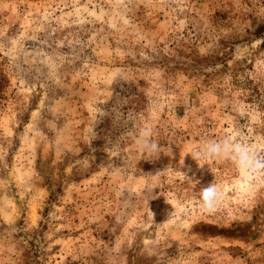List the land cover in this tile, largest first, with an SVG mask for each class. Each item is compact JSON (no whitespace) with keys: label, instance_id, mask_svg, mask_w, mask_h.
<instances>
[{"label":"rangeland","instance_id":"1","mask_svg":"<svg viewBox=\"0 0 264 264\" xmlns=\"http://www.w3.org/2000/svg\"><path fill=\"white\" fill-rule=\"evenodd\" d=\"M225 137L264 155V0H0V264H264Z\"/></svg>","mask_w":264,"mask_h":264},{"label":"clouds","instance_id":"2","mask_svg":"<svg viewBox=\"0 0 264 264\" xmlns=\"http://www.w3.org/2000/svg\"><path fill=\"white\" fill-rule=\"evenodd\" d=\"M152 137V129L145 127L138 133L135 143L141 153L148 157L155 156L157 160L160 157V145ZM189 154L201 168L205 164L210 165L209 162L225 159L231 161L246 184L253 180L264 179V155L258 153L254 146L246 142H233L230 137L220 140L205 139L196 150ZM180 165H184L183 158L180 160ZM199 199L200 207L204 212H212L217 208L222 201V192L215 181L201 188ZM152 214L154 218V213Z\"/></svg>","mask_w":264,"mask_h":264}]
</instances>
